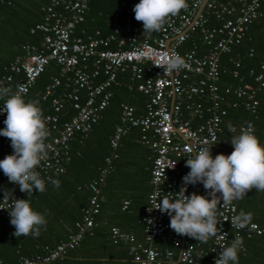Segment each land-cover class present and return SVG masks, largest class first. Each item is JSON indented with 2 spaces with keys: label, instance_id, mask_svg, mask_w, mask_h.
Instances as JSON below:
<instances>
[{
  "label": "built area",
  "instance_id": "2783aa9c",
  "mask_svg": "<svg viewBox=\"0 0 264 264\" xmlns=\"http://www.w3.org/2000/svg\"><path fill=\"white\" fill-rule=\"evenodd\" d=\"M90 2L46 0L40 9L41 21L29 29V34H40L39 40L22 44L0 72V87L10 88L25 100L45 68L50 64L57 68L42 90L25 100L42 110L49 131L47 156L36 171L45 184L63 174L71 159L70 143L81 144L87 138L108 106L112 91L124 84L127 91L143 96L141 111L119 104L118 122L108 145L114 149L129 128L139 129L138 142L148 151L150 190L142 208V241L135 242L131 234L115 227L110 228L112 241L133 244V264H215L229 237L249 239L264 229L254 223L243 229L232 228L230 220L236 216L233 203L218 208L222 232L199 242L177 235L169 227L170 217L155 208L162 198L173 200L178 195L182 178L190 171L185 166L191 158L190 148L215 143L212 148H219L218 154L232 153L230 141L220 138L228 109L241 108L246 113L243 123L231 125L230 134L239 135L248 125L253 127L256 93L264 90V53L256 70L248 69L241 75L240 62L232 56V50L245 37L250 24L263 17L264 0H187L186 10L170 17L161 31L151 33L144 32L142 22L135 19L133 8L139 0H114L104 36L100 27L88 31L84 26ZM172 54L181 56L186 67L168 73L156 66L161 58ZM252 56V50H248L247 58ZM222 58L230 65L231 85L221 86L225 73ZM6 99H0V109ZM5 119L6 113L0 111V129L5 127ZM11 154V141L0 136V160ZM111 157L116 158L114 154ZM110 160L104 158V167L90 182L92 195L66 240L55 247L41 246L36 252L19 255L17 264H52L74 250L85 234H91L99 209L98 185L109 171ZM3 175L0 170V177ZM186 187V195H208L201 183ZM6 192L7 200H3L4 192L0 194V218L10 222L8 210L13 200L31 202L34 191L21 192L18 185L9 182ZM126 206L127 202H122L121 210Z\"/></svg>",
  "mask_w": 264,
  "mask_h": 264
},
{
  "label": "trees",
  "instance_id": "16d2710c",
  "mask_svg": "<svg viewBox=\"0 0 264 264\" xmlns=\"http://www.w3.org/2000/svg\"><path fill=\"white\" fill-rule=\"evenodd\" d=\"M46 0H0V72L11 59L18 53L20 45L24 43H35L39 40L40 34L35 32L29 34V29L42 19L41 7ZM115 5L114 0H91L88 13L85 16L84 24L88 31L94 27L101 28V35L107 34L104 21ZM264 13V5L261 7ZM101 13V16H97ZM86 22V23H85ZM248 50H252L253 56L247 58ZM264 53V15L262 18L252 22L248 27L245 37L240 44L233 48L232 56L240 62V74L243 75L248 69H257ZM225 73L221 76V86L233 84V80L228 76L230 65L226 58L221 59ZM57 72V68L50 64L38 77L35 85L30 90L25 99L28 101L34 93L40 92L49 82L50 75ZM124 83V81H122ZM247 82H250L247 80ZM258 101L257 116L253 120L254 135L260 143L264 144V90L256 93ZM143 96L135 91H127L124 84L112 91V97L108 106L101 114V118L96 126L89 132L87 138L81 143H70V162L65 168V172L52 178L46 185V191L39 193L34 190L31 207L45 215L47 220L46 228H41L38 237L12 235L15 232L14 226L5 219L0 218V263L17 264L19 255H28L36 252L41 246L55 247L64 242L67 235L74 231V223L80 219V210L85 207L88 199L92 195L88 188L90 182L97 177L98 169L104 167V158L110 157L109 171L105 175L101 184L98 185L96 201L99 209L93 218V228L91 234H85L78 246L66 254L60 260H55L52 264H103L94 261H84L77 259L79 249L86 240L98 241L102 245L107 243V248H127L133 251V244L123 240L112 241L110 228H118L121 232L127 231L130 222L139 225L143 231L141 222L142 208L146 202V195L150 190L148 184L147 161L148 151L138 142L139 129L129 128L120 138L117 146L111 149L108 145V138L118 122L119 104L125 103L135 108L136 112L141 111ZM65 113H69L68 107ZM62 118V117H61ZM65 119V116L63 117ZM246 120V113L241 108L228 109L227 115L222 120L223 133L220 138L230 141L232 135L228 132V126L241 124ZM215 157L220 149H211ZM116 158H112V155ZM53 180L59 181V187H55ZM9 188V180L3 175L0 177V194ZM145 191V192H144ZM144 202L141 214L134 212L133 204L137 195L143 194ZM126 201L127 206L121 210L122 202ZM236 208L235 215L241 211L252 213L251 223L264 229V192L255 189L249 191L247 196L241 200L233 202ZM106 217L105 226L100 224ZM111 219L117 221L111 226ZM119 221V222H118ZM120 227V228H119ZM107 228V235L103 231ZM128 233V232H125ZM99 235L101 238L96 237ZM104 237L108 238L106 242ZM134 238V237H133ZM244 251L239 253V264H264V231L260 235H253L249 239L241 237ZM96 240V241H97ZM233 238L229 237L228 246ZM105 241V242H103ZM142 241V237L140 241ZM98 243V242H94ZM167 246V245H166ZM110 248V249H111ZM116 264H133L131 257L125 258L124 262L116 261Z\"/></svg>",
  "mask_w": 264,
  "mask_h": 264
},
{
  "label": "clouds",
  "instance_id": "9594fccd",
  "mask_svg": "<svg viewBox=\"0 0 264 264\" xmlns=\"http://www.w3.org/2000/svg\"><path fill=\"white\" fill-rule=\"evenodd\" d=\"M188 7L187 0H139L133 11L135 19L142 22L143 31L159 32L170 17L176 16ZM172 73L186 67L185 60L178 54L165 55L156 65ZM7 97L0 109L6 113L5 127L0 136L11 141L13 154L0 160V170L10 183L18 185L21 192L39 193L46 191L45 181L36 169L47 156L45 141L49 136L46 118L33 102H26L22 95L13 94L10 88L0 87V99ZM232 132V126L228 127ZM234 150L230 155H212L210 146L189 149L190 157L185 166L190 171L182 178L183 185L175 199L162 198L155 208L170 217L169 227L177 234L207 242L222 232L221 221L217 219L219 207L232 205L253 189L264 192V145L254 135V128L248 125L239 135L230 140ZM174 168V167H173ZM59 187V181L53 180ZM201 183L207 196L192 193L186 195L187 185ZM219 194V195H218ZM210 197V198H209ZM9 198L4 192V199ZM221 201L223 202L221 204ZM8 210L10 223L15 228V237L40 235L46 228L45 215L35 211L27 199H14ZM150 212L153 210L148 209ZM253 219L252 213L241 211L230 221L232 228L243 229ZM152 223V221H149ZM215 264H239V253L244 250L243 240L237 235L229 246L221 248Z\"/></svg>",
  "mask_w": 264,
  "mask_h": 264
},
{
  "label": "crops",
  "instance_id": "0c3cea01",
  "mask_svg": "<svg viewBox=\"0 0 264 264\" xmlns=\"http://www.w3.org/2000/svg\"><path fill=\"white\" fill-rule=\"evenodd\" d=\"M97 16H98V13H97ZM105 23L106 22L104 21V24ZM84 26L86 27L85 24H84ZM144 192H143V194H140V197H139V195H137V197L135 198V200L133 202V204H135V206L133 208L134 212H139L141 214V208L143 206L144 196H145ZM106 219H107L106 217L103 218V222L100 224L102 227L105 226ZM116 222L117 221H113L111 219V224H112L111 226H117ZM136 223L137 224H133L132 222H130L129 225H127V231H125V232H128L129 234H131L134 237V240L140 241L141 237H142V230H141L140 226H139V228L137 227L139 225V221H137ZM103 233L107 235V228L103 231ZM96 237L101 238L99 235H97ZM96 240L97 239L86 240L81 245V247L79 249V254L77 256V259L84 260V261L100 262L103 264H116V261L124 262L125 258H128L130 256L131 252H129L128 249L125 247L123 249L120 247H115V248L110 247L111 249L107 248L108 247L107 243H106L108 241L107 237L106 238L104 237V240L106 242L105 241H103V242L106 243L105 245H102L99 243V242H102V239H101V241L100 240L96 241ZM94 242H98V243L96 244Z\"/></svg>",
  "mask_w": 264,
  "mask_h": 264
}]
</instances>
